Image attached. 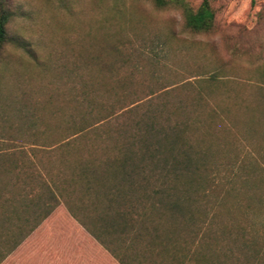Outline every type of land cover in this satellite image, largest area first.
I'll return each mask as SVG.
<instances>
[{
	"label": "trees",
	"instance_id": "1",
	"mask_svg": "<svg viewBox=\"0 0 264 264\" xmlns=\"http://www.w3.org/2000/svg\"><path fill=\"white\" fill-rule=\"evenodd\" d=\"M153 2L191 33L214 29L211 0ZM12 17L0 0V55ZM149 41L128 53L104 37L68 71L62 107L4 105L0 264L60 206L23 264H55L74 222L119 264H264V108L209 107L215 74L157 87L171 42ZM70 264L94 263L78 249Z\"/></svg>",
	"mask_w": 264,
	"mask_h": 264
},
{
	"label": "rangeland",
	"instance_id": "2",
	"mask_svg": "<svg viewBox=\"0 0 264 264\" xmlns=\"http://www.w3.org/2000/svg\"><path fill=\"white\" fill-rule=\"evenodd\" d=\"M185 1L194 9L202 2ZM6 3L13 17L8 25L11 41L0 55L1 114L10 112L4 105L11 104L35 106L37 102L41 109L62 107L60 94L66 90L68 71L82 66L87 53L100 51L104 37L116 40L128 53L142 39L150 42L157 36L169 38L170 55L161 61L167 69L157 70L162 78L157 87L207 80L215 74L218 80L207 89L212 96L209 107L224 108L237 118L244 117L247 108H264V0H211L215 26L204 34L186 30L180 9H158L153 0ZM154 50L158 52L159 48ZM50 95L54 96L52 102L48 101ZM229 138L232 142L236 139L232 134ZM66 212L60 206L1 264H23L21 252L30 260V251L22 248L44 230L53 216ZM78 249L87 253L94 264H119L77 222L55 264H70Z\"/></svg>",
	"mask_w": 264,
	"mask_h": 264
}]
</instances>
